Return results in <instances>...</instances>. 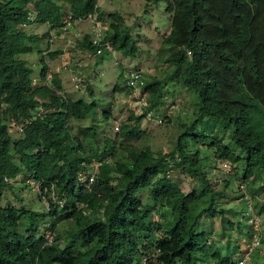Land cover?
I'll return each instance as SVG.
<instances>
[{
  "label": "trees",
  "instance_id": "trees-1",
  "mask_svg": "<svg viewBox=\"0 0 264 264\" xmlns=\"http://www.w3.org/2000/svg\"><path fill=\"white\" fill-rule=\"evenodd\" d=\"M143 1L166 4L171 32L163 47L174 69L167 80H145L147 113L158 115L171 96V81L199 99L196 118L183 124L168 153L136 147L147 113H132L134 127L122 123L116 140L101 141L96 128L80 127L74 133L72 126L93 117L96 101L67 96L58 74L49 85L33 86L36 76L22 56L47 40L46 50H39L38 74L46 80L47 61L63 54H44L52 46V33L62 34L69 13L74 24L95 14L105 20L98 0H0V264H234L235 254L225 256L201 229V217L218 213L211 168L201 148L230 167L244 161L243 181L255 185L261 180L264 0ZM113 18L116 23L109 26L104 42L116 53L136 58L138 44L118 17ZM33 24L46 25L47 33H27ZM77 45L97 56L90 34ZM117 90L123 88L117 85ZM88 93L94 96L92 89ZM11 123L23 124L18 138L10 132ZM176 171L198 186L185 193L182 181L173 178ZM82 173L95 175L90 187L79 182ZM29 179L42 183L39 196L50 201L47 211L2 206L5 191L15 183L30 188ZM261 192L264 186L254 195ZM42 229L54 234L51 244Z\"/></svg>",
  "mask_w": 264,
  "mask_h": 264
},
{
  "label": "rangeland",
  "instance_id": "rangeland-1",
  "mask_svg": "<svg viewBox=\"0 0 264 264\" xmlns=\"http://www.w3.org/2000/svg\"><path fill=\"white\" fill-rule=\"evenodd\" d=\"M99 2L105 26L109 27L116 23L113 16L118 17L123 30L128 31L139 46L137 57L127 58L121 53L113 55L107 52L101 56H95L76 45L72 48V61L81 63L82 68L78 69L74 66L71 70L64 71L60 76L63 82V91L67 96L74 99L84 98L89 102L94 100L97 103L93 117L85 121L72 122L74 133L80 127H94L101 141L106 137L114 141L117 139L118 128L122 123H128L132 127L136 125V122L129 121L132 113L136 117H140L131 104L130 91L127 89L130 72L149 71L151 75L145 76V80L148 82L154 77L159 80H167L174 70L167 62L169 53L163 47V38L171 32V15L166 11V4L163 2L147 3L143 0H99ZM74 28L80 35L76 38L79 44L83 37L91 32L92 23L90 21L75 22ZM47 31L46 25L33 24L26 28L27 33L39 36L46 34ZM63 42H65V38L62 34L55 33L52 47L60 49ZM46 44L47 40H44L36 46L33 53L22 56L29 63L36 77L41 70L42 54L39 50L44 49ZM52 62L54 70L55 66H61L64 61L63 58H59L54 63ZM79 70L83 72L80 85L85 90L84 93L76 90L75 84L71 81V76L77 74ZM117 85L122 87L123 91H115ZM89 89H92L93 97H90ZM167 91L171 96L158 113L159 116L166 117V121L160 125L155 120H147L144 117L140 123V130L144 136L141 141L135 143L138 148L150 147L154 154L170 152L183 132V124L191 123L196 118L199 99L194 93H190L174 81L169 82ZM217 129L216 131H222V128L217 127ZM12 136L13 138L20 136L17 129L12 130ZM232 149L238 155L244 156L239 149L234 147ZM201 151L203 154L205 152L203 157H207L205 164L211 168L208 169L209 178L218 195L215 198L217 216L215 218L201 217V229L210 234V244L223 250L225 256L243 253L255 233L252 219L258 218L260 229L263 232L262 243L264 246V192L257 196L254 195V192L256 193L264 186V170L257 175L262 177L261 180H257L256 184L252 185V180L246 182L242 179L244 161L234 166L232 164L233 167H230L231 164H227V168L225 167L226 163L215 160L212 151L204 147L201 148ZM95 167L97 168V165ZM172 175L175 181H182L181 187L185 193L191 192L194 187L198 186L196 181L181 176L177 171ZM226 183L228 187H225ZM146 197L147 194L142 193V201H146ZM20 198L22 200H19ZM46 200L45 197H40L37 191H33L29 187L23 188V184L15 183L13 189L5 191L2 206L9 204L43 213L47 211L48 200ZM42 226L44 227V225ZM64 228H66L65 225ZM58 229L60 233H63V225H60ZM263 246L252 254L248 264H264V253L261 252ZM201 264L209 263L204 261Z\"/></svg>",
  "mask_w": 264,
  "mask_h": 264
},
{
  "label": "built area",
  "instance_id": "built-area-1",
  "mask_svg": "<svg viewBox=\"0 0 264 264\" xmlns=\"http://www.w3.org/2000/svg\"><path fill=\"white\" fill-rule=\"evenodd\" d=\"M99 1V0H98ZM98 6L100 7V2H98ZM32 18V17H31ZM33 20V19H32ZM90 21L92 23V29L89 33L91 35V41L92 46H95L97 48L96 55L101 56L104 54L105 51H107L110 54L116 53L114 50V47L111 46L110 43L104 42L105 41V33L108 31L109 27L105 26L103 23L104 21H101L98 19V15H91L87 20L81 21ZM61 33L62 36L65 38V49L63 50V54L61 55L63 58V64L61 66H55L54 70L52 67L51 62L47 61L49 64V71L46 80H42L39 76L36 77L33 80V86H43V85H49L52 82L54 74H62L64 71L71 70L74 66L78 69L82 68L81 63H75L74 60L72 61V48L77 45L76 38L80 35H78L77 31H75L74 28V22H73V16L69 13L63 18L62 21V27H61ZM55 34L52 33V37L50 38L49 42L53 43ZM53 46V45H52ZM51 47V46H50ZM49 52H52V49L50 48V51H45L44 54L48 55ZM54 63V61L52 62ZM82 71L79 70L77 74H73L71 76V81L75 84L76 90L84 93L85 90L81 87L80 84H82ZM151 73L149 71L144 70H137L134 72H130L129 79H128V88L130 90V101L135 109L136 113L140 116H143L147 113L146 108L149 107V94L145 92V76H149ZM61 78V76H60ZM54 88V87H53ZM174 108V107H173ZM41 113H39L40 115ZM145 119L147 120H155L158 124H164V121H166V117H161L159 115H155L153 112H149L146 114ZM11 130L17 129V131L20 133V135L23 133V124L22 125H16L15 123H11ZM119 130V128H118ZM95 165L98 164L93 163V167L96 169ZM225 167L228 168V165L226 164ZM95 175L93 173H82L79 176V182L85 184L87 187H90V185L94 182ZM28 185L33 191H37L38 194L41 193V187L42 183L35 181L34 179H29L27 181ZM45 197V196H44ZM47 199V197H45ZM48 200V199H47ZM46 200V201H47ZM54 201L58 202L60 205L63 203V201H59L54 199ZM47 209L50 207V201L48 200L46 203ZM253 229H254V235L251 239V241L246 245V249L243 253L235 254L234 255V264H248V262L251 260L252 254L259 248L263 246V232L260 229L259 219L254 218L252 219ZM46 232L48 243L51 244L54 240V234L48 231ZM264 247V246H263ZM262 253H264V248L261 250ZM143 264H146L144 262Z\"/></svg>",
  "mask_w": 264,
  "mask_h": 264
},
{
  "label": "crops",
  "instance_id": "crops-1",
  "mask_svg": "<svg viewBox=\"0 0 264 264\" xmlns=\"http://www.w3.org/2000/svg\"><path fill=\"white\" fill-rule=\"evenodd\" d=\"M47 44H48V43H47ZM47 44L44 46V49H42L43 51L46 50V48H47V47H46ZM45 47H46V48H45ZM51 49H52L53 52H56V51H62V52H63V50L65 49V42H63V45L60 47V49H57V48L54 49V47H52V46H51ZM59 58L61 59L62 56L59 57ZM59 58H57V60H58ZM57 60H54V61H57Z\"/></svg>",
  "mask_w": 264,
  "mask_h": 264
},
{
  "label": "clouds",
  "instance_id": "clouds-1",
  "mask_svg": "<svg viewBox=\"0 0 264 264\" xmlns=\"http://www.w3.org/2000/svg\"><path fill=\"white\" fill-rule=\"evenodd\" d=\"M44 232V231H43Z\"/></svg>",
  "mask_w": 264,
  "mask_h": 264
}]
</instances>
